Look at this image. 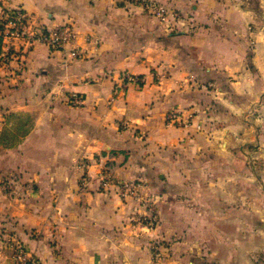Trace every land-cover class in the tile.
Returning <instances> with one entry per match:
<instances>
[{"label":"crops","instance_id":"obj_1","mask_svg":"<svg viewBox=\"0 0 264 264\" xmlns=\"http://www.w3.org/2000/svg\"><path fill=\"white\" fill-rule=\"evenodd\" d=\"M138 1L0 0V18L77 33L57 51L17 40L0 67V138L17 128L0 264L16 243L38 264H264V0H141L178 11L173 28ZM106 169L136 196L103 189Z\"/></svg>","mask_w":264,"mask_h":264},{"label":"built area","instance_id":"obj_2","mask_svg":"<svg viewBox=\"0 0 264 264\" xmlns=\"http://www.w3.org/2000/svg\"><path fill=\"white\" fill-rule=\"evenodd\" d=\"M149 9V11L160 19V21L169 28L176 27L178 21L181 19V15L178 11L167 8L160 4H149L143 3ZM4 18H7L3 21ZM2 18L3 28L0 26V35L4 37L5 47L0 56V63L2 65H7L10 58L9 43L15 40L25 41V46L30 48L35 43H43L47 45L51 50L57 51L65 49L68 45H72L77 38V33L75 28L71 24H65L54 29H47L44 27H37L33 24L30 16L18 9L12 12V15H7ZM1 20V19H0ZM90 41V40H89ZM91 42V41H90ZM77 55H81L80 50H74ZM129 81H138L136 76L129 75ZM67 102L73 107H78L84 104L85 98L78 94L72 93ZM166 123L169 126H183L187 125L188 122L185 121L183 116L175 111H169L166 115ZM101 182V187L105 190L111 191L113 189L118 196L122 199H127L128 197L136 196L141 188V183L137 181L124 182L118 180L111 171L106 169L99 176ZM84 185L87 186L89 180L83 178ZM141 222L147 223L151 227L156 224V217L151 216L147 219H143ZM14 257L17 264H38V261L29 254L23 244L16 243L14 249Z\"/></svg>","mask_w":264,"mask_h":264},{"label":"rangeland","instance_id":"obj_3","mask_svg":"<svg viewBox=\"0 0 264 264\" xmlns=\"http://www.w3.org/2000/svg\"><path fill=\"white\" fill-rule=\"evenodd\" d=\"M138 2H140V3H149V4H157V3H152V2H146V1H138ZM146 6V5H145ZM147 8V7H146ZM148 9V8H147ZM17 10V9H16ZM16 10H11V11H9V12H7L6 14L7 15H12V12L13 11H16ZM149 10V9H148ZM22 11H24V10H22ZM24 12H26V11H24ZM27 13V12H26ZM6 14H4L0 19V26L3 28V26H2V24H3V21H5L7 18H4V17H6ZM28 14V13H27ZM29 15V14H28ZM30 16V15H29ZM2 18H4L3 19V21H2ZM30 18H31V16H30ZM20 41H22V40H20ZM24 42V44H25V41H23ZM4 47H5V43H4V37H3V46H2V51H1V53H0V56H1V54H2V52H3V49H4ZM9 48V51H10V58H9V61H8V63H7V65H2L1 63H0V67H3V68H5V70H9V64H10V62L12 61L11 59H13V60H15L16 58H17V40H15L14 42H12V43H9V46H8ZM17 61V60H16ZM17 74V73H16ZM17 76V75H16ZM13 121H14V124L16 123V121H17V118H15V119H13ZM25 123L27 124V119H25ZM15 126V125H14ZM14 126H12V127H14ZM13 131V130H12ZM14 131H15V129H14ZM4 132V133H3ZM11 133L9 132H6L5 133V131L3 130L2 131V133H1V138H4L5 140H10L11 138ZM1 138H0V140H1ZM8 142H10L11 143V141H8ZM17 144V143H16ZM15 146V145H14ZM13 147V146H12Z\"/></svg>","mask_w":264,"mask_h":264},{"label":"trees","instance_id":"obj_4","mask_svg":"<svg viewBox=\"0 0 264 264\" xmlns=\"http://www.w3.org/2000/svg\"><path fill=\"white\" fill-rule=\"evenodd\" d=\"M2 46H3V36L0 35V53L2 51ZM10 133H11V137H10L11 139L10 140L9 139L8 140H5L4 138H2L1 141L6 146L12 147V146L16 145V143H17V128L15 129V131L14 130L13 131H10ZM8 141H11V143L8 142Z\"/></svg>","mask_w":264,"mask_h":264}]
</instances>
